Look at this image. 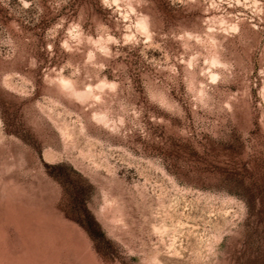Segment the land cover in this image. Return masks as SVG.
<instances>
[{
	"label": "rangeland",
	"instance_id": "1",
	"mask_svg": "<svg viewBox=\"0 0 264 264\" xmlns=\"http://www.w3.org/2000/svg\"><path fill=\"white\" fill-rule=\"evenodd\" d=\"M0 264H264V0H0Z\"/></svg>",
	"mask_w": 264,
	"mask_h": 264
}]
</instances>
